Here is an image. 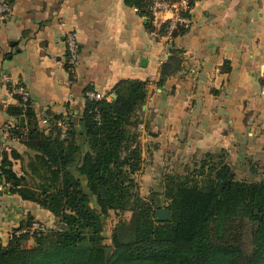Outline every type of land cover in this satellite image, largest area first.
Returning <instances> with one entry per match:
<instances>
[{"label":"crops","instance_id":"obj_1","mask_svg":"<svg viewBox=\"0 0 264 264\" xmlns=\"http://www.w3.org/2000/svg\"><path fill=\"white\" fill-rule=\"evenodd\" d=\"M147 20L126 0H13L0 12V159L7 156L18 175L26 174L35 153L24 142L29 122L49 130L57 115L63 128L71 117L81 128L88 92L110 99L125 78L148 80L141 170L208 150L224 148L232 157L264 151V0H196L186 31L170 39ZM69 31L80 47L73 75ZM174 48L181 49L182 66L160 84ZM14 81L29 90L34 116L11 110L20 106ZM4 186L0 241L30 220L55 226L51 210Z\"/></svg>","mask_w":264,"mask_h":264},{"label":"trees","instance_id":"obj_2","mask_svg":"<svg viewBox=\"0 0 264 264\" xmlns=\"http://www.w3.org/2000/svg\"><path fill=\"white\" fill-rule=\"evenodd\" d=\"M126 1L148 13L147 0ZM147 25L155 27L149 18ZM174 51L161 66L160 84L182 66L181 49ZM114 91L110 99L87 97L81 128L73 117L63 128L57 115L49 130L29 122L24 142L35 153L26 174L18 175L2 155L0 182L51 210L57 226L14 230L7 243L0 241V264H264V181L234 178L230 153L208 150L194 171L164 174L170 215L158 218L159 200L142 195L136 177L144 162L140 113L148 80L125 78ZM11 110L34 116L30 102ZM111 210L131 211V217L118 221L106 243Z\"/></svg>","mask_w":264,"mask_h":264},{"label":"rangeland","instance_id":"obj_3","mask_svg":"<svg viewBox=\"0 0 264 264\" xmlns=\"http://www.w3.org/2000/svg\"><path fill=\"white\" fill-rule=\"evenodd\" d=\"M205 157V152H197L194 156H189L181 160L180 164L170 163L166 168L161 170H151L146 168L140 170L136 177L140 183V192L146 197L154 196L159 200L160 207H166L167 199L163 193V176L167 172H181L186 173L194 171L198 168L199 163ZM229 161L233 165L234 175L236 179L246 180H263L264 181V151L253 152H237L236 155H229ZM159 207V208H160ZM158 209V208H157ZM131 217V211L116 212L111 210L105 216L104 225V241L106 243L112 242V233L114 227L120 219H128ZM57 226L56 221L54 222ZM54 226V227H55Z\"/></svg>","mask_w":264,"mask_h":264},{"label":"built area","instance_id":"obj_4","mask_svg":"<svg viewBox=\"0 0 264 264\" xmlns=\"http://www.w3.org/2000/svg\"><path fill=\"white\" fill-rule=\"evenodd\" d=\"M148 13L145 14L149 18L156 30L161 27L162 24H166V31L162 36L173 38L172 32L180 25H189L192 21V9L196 0H147ZM10 4L6 0H0V12L9 10ZM159 32V31H158ZM160 34V33H159ZM66 41V60L67 67L71 75L74 74L76 65L79 59V43L74 32L69 31L65 36ZM12 92L18 97L20 105L25 109L30 102L29 90L20 82L14 81L11 85ZM88 96L91 98L99 99L106 97L104 94L98 91H89ZM26 131L23 132L25 135ZM5 183L0 182V190L4 189ZM47 227L40 219H35L32 224L23 229H17L16 233L22 231H29L31 233L37 231H44Z\"/></svg>","mask_w":264,"mask_h":264},{"label":"water","instance_id":"obj_5","mask_svg":"<svg viewBox=\"0 0 264 264\" xmlns=\"http://www.w3.org/2000/svg\"><path fill=\"white\" fill-rule=\"evenodd\" d=\"M24 116H22L21 120H23ZM229 179L226 178L224 181H223V185L225 183H229ZM256 212H258V209L255 210ZM156 215L158 218H161V219H164V218H167L169 217L170 215V209L168 207H160L156 210Z\"/></svg>","mask_w":264,"mask_h":264}]
</instances>
